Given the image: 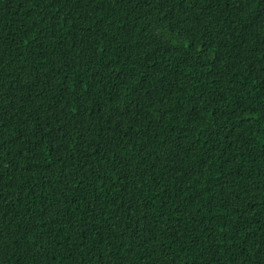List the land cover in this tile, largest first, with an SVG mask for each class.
Masks as SVG:
<instances>
[{"label":"trees","instance_id":"1","mask_svg":"<svg viewBox=\"0 0 264 264\" xmlns=\"http://www.w3.org/2000/svg\"><path fill=\"white\" fill-rule=\"evenodd\" d=\"M0 264H264V0H0Z\"/></svg>","mask_w":264,"mask_h":264}]
</instances>
